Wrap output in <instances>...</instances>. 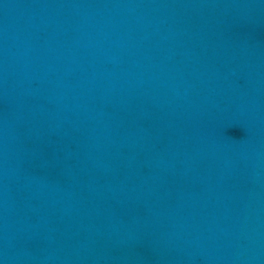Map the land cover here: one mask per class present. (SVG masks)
<instances>
[{
	"label": "water",
	"instance_id": "1",
	"mask_svg": "<svg viewBox=\"0 0 264 264\" xmlns=\"http://www.w3.org/2000/svg\"><path fill=\"white\" fill-rule=\"evenodd\" d=\"M0 264H264V0H0Z\"/></svg>",
	"mask_w": 264,
	"mask_h": 264
}]
</instances>
